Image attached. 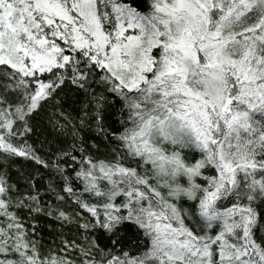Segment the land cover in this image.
<instances>
[{
	"label": "snow or ice",
	"instance_id": "1",
	"mask_svg": "<svg viewBox=\"0 0 264 264\" xmlns=\"http://www.w3.org/2000/svg\"><path fill=\"white\" fill-rule=\"evenodd\" d=\"M0 264H264V0H0Z\"/></svg>",
	"mask_w": 264,
	"mask_h": 264
}]
</instances>
